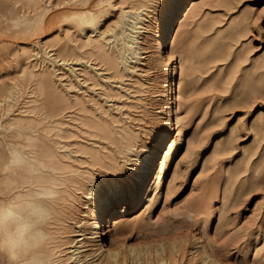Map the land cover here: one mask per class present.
<instances>
[{
    "label": "rangeland",
    "instance_id": "374dc122",
    "mask_svg": "<svg viewBox=\"0 0 264 264\" xmlns=\"http://www.w3.org/2000/svg\"><path fill=\"white\" fill-rule=\"evenodd\" d=\"M193 1L167 59L178 0H0V144L44 125L28 179L58 193L57 264H76L61 219L82 188L87 222L115 198L130 218L99 264H264V0Z\"/></svg>",
    "mask_w": 264,
    "mask_h": 264
},
{
    "label": "clouds",
    "instance_id": "9594fccd",
    "mask_svg": "<svg viewBox=\"0 0 264 264\" xmlns=\"http://www.w3.org/2000/svg\"><path fill=\"white\" fill-rule=\"evenodd\" d=\"M37 162L29 141L0 144V261L3 264H57L59 239L53 187L31 181ZM21 177H24L23 183Z\"/></svg>",
    "mask_w": 264,
    "mask_h": 264
},
{
    "label": "bare ground",
    "instance_id": "6f19581e",
    "mask_svg": "<svg viewBox=\"0 0 264 264\" xmlns=\"http://www.w3.org/2000/svg\"><path fill=\"white\" fill-rule=\"evenodd\" d=\"M197 2H198L197 0H194L193 4L196 5ZM201 3H203V2H201ZM178 5H180L178 10L173 11L169 15L168 20H167L165 26L163 27V30H162V33H161V37H160V39L158 41V48L162 52H167V48H169L171 46V44L174 43L175 30H176V28L178 26L179 21L183 18V16L186 14V12L188 10L187 0H178ZM197 5H199V4H197ZM183 6H184V11L179 16L178 12H179L180 8L183 7ZM3 13H4V10H3ZM167 41H169V43H167ZM166 58L167 59L170 58V52L166 53ZM110 68H111V65H110ZM43 108H44V106H43ZM30 111H31V114H27V115L31 116V118L36 117V116L44 117L42 112H45L47 116H50V114H48L46 112L47 110L45 111L44 109L33 108ZM56 112L58 114L57 110H56ZM60 113H63V112H60ZM37 122L43 124V119H38ZM57 122H60V121H57ZM95 122H96V120H95ZM91 123H94V121L91 122ZM140 124H143V123H140ZM132 127H134V126H132ZM15 132H16V129H15ZM18 132L20 134V137L22 138L20 143H23L24 141H29L30 144H33V143H36L35 140L36 139L38 140V138L43 134V132H45V128H44V125L40 126L39 128H37L35 126V121L34 122H33V120H28L27 121V120H25V117H24L20 121L19 131ZM2 134H3V132L1 133V135ZM59 135L60 136H64V129L63 128H61V133ZM4 136L6 137V135H4ZM52 140L54 141V143L57 142V139H52ZM43 144L46 145V146H49V143H47V142L43 143ZM60 146H62V144H60ZM127 147H128V145H127ZM168 153H169V149H167L166 153L164 154V157H163L164 159H165V157H166V155ZM35 159H37V157ZM37 161H38V159H37ZM42 164H43V162H42ZM43 165H45V164H43ZM149 170H148V172H149ZM152 172H150L149 174L145 173L144 177L140 179L141 183H143L144 186H146L148 184L147 189L150 186L149 181L151 182V180H152V178H150ZM114 173H115V171H114ZM70 180H71V178H70ZM62 183H64V181ZM79 188H82V187L80 186ZM86 191L87 190H85V188H82L79 191L80 195H78V197H77V199H78L77 201L78 202L73 200V201H71L69 203V215L68 216L64 215V217H62V219H61V228H62V232H64V230L66 229L65 221H69V220H70V222L72 221L73 222L72 224H74V226H75L74 229L69 230L72 233L71 234L72 238H70L69 241H65V243H67V246L69 247V251L71 252V255H72V257L74 259V262L76 264H99L98 261H96V260H98V258L96 257V255L98 254L97 250H106L107 248H102L103 245H101V242L97 243V241L105 238V236H106V234L108 233L109 230L110 231L113 230V232H115V233H118L119 231H121L120 227L127 223L126 219H130V218H125V217L120 216L118 214L119 213V204L118 203L120 202L119 201L120 199L119 198H115L114 201H112L110 203H106L104 206H101V208L98 210V212L96 214H94V218H95L94 221L87 222V219H85V218L88 215V211H86V209H85V207H86L85 204L88 203L90 201V197L92 198L93 196L92 195L91 196L90 195H86L85 196L84 194H85ZM83 195L86 197V200L83 199ZM107 202H108V199H107ZM111 220H112V227L110 229H107L108 222L111 221ZM91 233H93L94 236ZM90 237H94V239H92V241H94L95 244L94 243L91 244L89 242L90 241L89 240ZM110 243H111V240H110ZM58 251L59 250L57 249L56 252H58Z\"/></svg>",
    "mask_w": 264,
    "mask_h": 264
},
{
    "label": "snow or ice",
    "instance_id": "6c2138e0",
    "mask_svg": "<svg viewBox=\"0 0 264 264\" xmlns=\"http://www.w3.org/2000/svg\"><path fill=\"white\" fill-rule=\"evenodd\" d=\"M151 131V130H150ZM161 131V129H157L156 132L154 133L152 139L155 140L156 135L159 134V132ZM147 147H151V143L147 144ZM144 160V156L140 157V164L143 163ZM140 164H133V165H128V167L124 168L123 170V175H131L135 170H138ZM101 178H106V179H111V180H119L120 176H104L103 174L101 175V177L98 178L97 183L99 182V180Z\"/></svg>",
    "mask_w": 264,
    "mask_h": 264
}]
</instances>
